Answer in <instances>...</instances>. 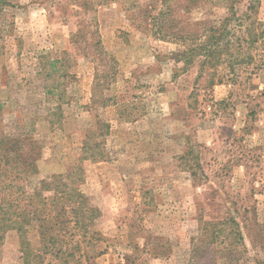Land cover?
Here are the masks:
<instances>
[{"label":"rangeland","instance_id":"1","mask_svg":"<svg viewBox=\"0 0 264 264\" xmlns=\"http://www.w3.org/2000/svg\"><path fill=\"white\" fill-rule=\"evenodd\" d=\"M99 1L0 0V264H264V0L190 64L164 0Z\"/></svg>","mask_w":264,"mask_h":264},{"label":"trees","instance_id":"2","mask_svg":"<svg viewBox=\"0 0 264 264\" xmlns=\"http://www.w3.org/2000/svg\"><path fill=\"white\" fill-rule=\"evenodd\" d=\"M117 1L118 0H100L99 4ZM136 1L137 0H127V2H129V6L126 5V7L124 8H132V5H135L134 3H137ZM207 1L210 0H206V2ZM231 1L232 3H230L229 15L225 17L222 20L221 24L217 27L213 25H210L208 27L207 21H193L189 18L188 14H190L193 8L201 6L202 3H206L203 0H185V3L182 4L183 6H181V8L179 6H175L176 9L172 7L170 0H164L166 9L160 10L159 14L150 16V18L151 21H153V23L157 25L158 33L187 34V37L179 36V38L183 37V40L189 39L192 45L193 43L196 45L195 47L189 50L190 53L184 51L182 52V54L177 55L182 58L186 57L185 64H190V62L193 61V58H196L198 56L204 57V61L208 62V60L210 59L215 60L219 58L220 54L223 53V50L226 49V51H230V49H232L234 41L228 38V34L242 33L241 27L245 23L246 18L251 17L249 11L254 8L253 5L248 7L247 12L243 13L244 15H238L240 10L236 6L235 1L237 0ZM82 6L87 9L90 8L88 2H83ZM178 9L184 11L185 13L179 15L176 14L175 11H177ZM258 25L261 26L262 22L257 19H253L251 20V26L246 27V29H244L243 31L244 33L248 32L249 34H257ZM260 34H264V30L261 31ZM95 41L100 49V54L105 55L106 50H104V45L101 39L97 37ZM111 60L115 61L114 58H112ZM80 207L77 210H80ZM232 221H234V219ZM235 224L240 226L241 221H235ZM238 235H240V232H238ZM241 238L243 239L242 235L240 239Z\"/></svg>","mask_w":264,"mask_h":264},{"label":"crops","instance_id":"3","mask_svg":"<svg viewBox=\"0 0 264 264\" xmlns=\"http://www.w3.org/2000/svg\"><path fill=\"white\" fill-rule=\"evenodd\" d=\"M0 86H1V85H0ZM1 87H2V86H1ZM6 88L10 89L9 85H8ZM6 96H9V95H6ZM1 113H2V110L0 109V114H1ZM103 170H104V169H99L100 172H99L98 174H99L100 178L102 177V172H103Z\"/></svg>","mask_w":264,"mask_h":264}]
</instances>
